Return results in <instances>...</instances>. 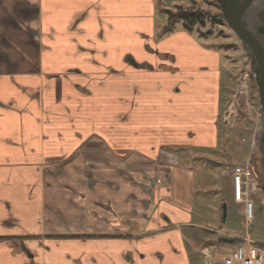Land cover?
Instances as JSON below:
<instances>
[{
  "label": "crops",
  "instance_id": "1",
  "mask_svg": "<svg viewBox=\"0 0 264 264\" xmlns=\"http://www.w3.org/2000/svg\"><path fill=\"white\" fill-rule=\"evenodd\" d=\"M157 2L0 0V264L232 250L229 167L205 163L209 181L196 163L219 142V54L185 32L153 43Z\"/></svg>",
  "mask_w": 264,
  "mask_h": 264
},
{
  "label": "rangeland",
  "instance_id": "2",
  "mask_svg": "<svg viewBox=\"0 0 264 264\" xmlns=\"http://www.w3.org/2000/svg\"><path fill=\"white\" fill-rule=\"evenodd\" d=\"M160 1V3H156L155 14H153L154 33L151 35L153 43L162 41L171 34H178L176 46L185 32L199 46L219 54L221 67H219L221 87L218 104L220 111L217 121L219 142L217 147L212 148L211 151L206 148H196L199 150L197 156H200L196 163L201 168L203 167L201 174L211 181L213 180L211 172L214 169L213 166H207L205 163L228 165L231 172V163H238L243 158L250 156L254 176L247 179L242 178V181L245 182L243 189L246 193L240 201H233L231 174L230 177L221 179L219 171L217 172V187L221 190L220 200L222 202L219 205V218L222 221L224 215L227 214L225 223H221L225 225L223 234L230 235L225 238V243L233 246V244L244 242L248 238L263 246L262 256L264 258V192L261 187L263 181L260 176V157L258 153L256 154L257 151L254 152L260 137L262 119L250 59L240 40L220 17V10L215 0ZM178 8L183 10L200 9L215 18L212 21H207L204 26L199 24L192 26L191 31H187L183 27L182 21L179 20L170 30L163 32L162 29L167 24V15L163 10L168 9L175 12ZM175 46L171 44L167 48L174 49ZM202 65L206 64L202 63ZM247 201L253 204V217L250 220L246 219L244 213ZM232 239H236V241ZM228 250L226 249L224 252H228ZM215 255L218 258L222 256L218 251Z\"/></svg>",
  "mask_w": 264,
  "mask_h": 264
},
{
  "label": "water",
  "instance_id": "3",
  "mask_svg": "<svg viewBox=\"0 0 264 264\" xmlns=\"http://www.w3.org/2000/svg\"><path fill=\"white\" fill-rule=\"evenodd\" d=\"M219 15L242 43L252 64L262 119L258 149L260 174L264 177V0H215ZM264 189V184L262 185Z\"/></svg>",
  "mask_w": 264,
  "mask_h": 264
},
{
  "label": "built area",
  "instance_id": "4",
  "mask_svg": "<svg viewBox=\"0 0 264 264\" xmlns=\"http://www.w3.org/2000/svg\"><path fill=\"white\" fill-rule=\"evenodd\" d=\"M249 157L250 156L241 163L234 165L231 170L232 188L235 201H240L244 196V193H246L243 189L245 182L242 181V178L247 179L252 177V175L254 176V170ZM244 213L247 220L252 219V203L247 201ZM262 247L263 246H260L247 238L244 242L233 244L232 250L221 256V262L222 264H264ZM215 259V257L210 258L204 255L203 264H214Z\"/></svg>",
  "mask_w": 264,
  "mask_h": 264
},
{
  "label": "trees",
  "instance_id": "5",
  "mask_svg": "<svg viewBox=\"0 0 264 264\" xmlns=\"http://www.w3.org/2000/svg\"><path fill=\"white\" fill-rule=\"evenodd\" d=\"M164 13L167 15V24L162 29L163 32L170 30L174 23L177 21H182L183 27L187 31H191L192 26L199 24L204 26L207 21H212L215 17H211L207 12L196 9V10H183L178 8L175 12H172L168 9L163 10ZM236 241V239H232Z\"/></svg>",
  "mask_w": 264,
  "mask_h": 264
},
{
  "label": "flooded vegetation",
  "instance_id": "6",
  "mask_svg": "<svg viewBox=\"0 0 264 264\" xmlns=\"http://www.w3.org/2000/svg\"><path fill=\"white\" fill-rule=\"evenodd\" d=\"M259 140H260V137H259ZM259 140H258V144H257V146H256V149H255V151L254 152H256V154L258 153L259 154V157H261V155H260V152H259V149H258V145H259ZM260 159V158H259ZM254 170V169H253ZM260 176H261V179H262V185L264 184V177H263V175H261L260 174ZM262 185H261V187H262ZM262 191L264 192V189L262 188Z\"/></svg>",
  "mask_w": 264,
  "mask_h": 264
}]
</instances>
